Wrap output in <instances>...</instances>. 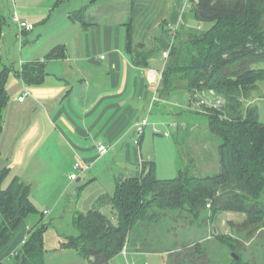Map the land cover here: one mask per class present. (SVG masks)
<instances>
[{"label":"trees","instance_id":"obj_1","mask_svg":"<svg viewBox=\"0 0 264 264\" xmlns=\"http://www.w3.org/2000/svg\"><path fill=\"white\" fill-rule=\"evenodd\" d=\"M188 4L198 23L212 25L202 33L190 31L188 41L182 39L181 30L175 31L160 95L189 92L190 107L185 111L177 109L181 111L177 116L193 113L206 119L211 135L220 140L219 172L193 175L191 164L183 163V157L188 155L176 133L180 155L176 178L160 180L155 163H144L140 177L117 184L110 200L118 215L117 224L95 208L74 218L76 234L60 235V249L74 250L91 264H109L132 247L149 250L148 230H155L162 221L161 211L154 210L153 205L174 212L188 207L196 219L202 217L207 206L215 213L244 214L246 220L241 227L248 238H254L264 228V123L259 121L256 107H245L264 78V68H254V64L264 65V0H188ZM75 18L82 22L83 10ZM129 38V49L134 53L131 32ZM59 50L53 49L43 62L25 64L20 77L28 84L39 82L41 78L33 75L42 72ZM8 75V70L0 74V136L9 103ZM212 90L223 98L224 106L193 110L196 97ZM10 174L11 169L0 168V264H46L45 233L51 224L44 222L46 213L32 202L30 185L15 176L7 188L3 187ZM19 234L25 235L24 241L14 245ZM233 241H229L231 247ZM196 245L189 252H175L180 257L171 264H216L203 244ZM234 261L242 264V257Z\"/></svg>","mask_w":264,"mask_h":264},{"label":"crops","instance_id":"obj_2","mask_svg":"<svg viewBox=\"0 0 264 264\" xmlns=\"http://www.w3.org/2000/svg\"><path fill=\"white\" fill-rule=\"evenodd\" d=\"M170 1L129 0L127 6L130 12L126 22H109L107 19L95 21V15L87 19L84 11L88 5L83 8L81 22L75 18L80 11L75 10V6L63 14L66 22L62 19L53 23L54 13L61 7L62 0H0V52L15 41L16 52L13 56L18 63L17 69L8 67L0 53V74L8 70V80L10 74L15 78L17 76L25 89L29 90L24 92L22 89L11 100L10 89L6 85L9 103L4 131L0 136V162L4 164L0 168H8L12 172L16 163L28 167L34 154L39 156L36 162L39 170H54L60 176L68 168H80L84 172V179H79V185L69 188L70 194L75 193L78 203L89 187L97 182L101 175L99 170L122 162L112 190H102L99 199L87 212L98 208L103 213L102 206H99L102 198L112 206L110 200L117 184L127 178L140 177L143 164L153 162L150 155L142 153L145 129L140 135L138 125L144 120L148 121L151 114L169 110L175 117V134L179 131V125L188 127L185 124L187 117L183 113L177 116L181 112L177 109L185 111L187 108L174 105L172 98L189 92L181 91L162 97L163 77L151 73V70H156L154 65L157 59L163 58L167 63L164 54L171 47L175 31L186 29L183 25H176L175 28L174 24L182 22L180 19L186 10L183 3L188 0ZM15 15L30 28L22 31L13 20ZM184 18L187 20V15ZM68 20H71V25ZM130 32L134 53L129 49ZM58 47V56L48 61L42 72L33 75L41 80L25 83L20 77L24 65L43 62ZM12 69H16L14 73ZM25 93L29 95L20 102ZM195 140L191 143L193 153L197 155ZM100 145L109 148L107 154H100ZM175 148L178 176L180 155L176 143ZM183 161L186 162L185 166L190 164ZM205 161L208 162L203 160L198 171L211 168ZM86 166L89 168L85 169ZM80 213L85 214L77 208L75 215ZM24 237L19 234L14 239V245L23 242ZM59 238L58 248L62 240V237ZM57 247L53 250L56 257L75 255L77 261L81 259L80 264H91L74 250L64 249L57 253ZM127 253L150 254L151 251L144 252L132 247L126 250V254L118 255L123 262Z\"/></svg>","mask_w":264,"mask_h":264},{"label":"rangeland","instance_id":"obj_3","mask_svg":"<svg viewBox=\"0 0 264 264\" xmlns=\"http://www.w3.org/2000/svg\"><path fill=\"white\" fill-rule=\"evenodd\" d=\"M170 2L173 1L171 0ZM128 3L129 0H62L60 4L61 7L54 13L53 23L62 20L63 14L73 9L72 7L76 6L75 10H83L85 5H88L86 11H84V16L87 19H91L92 16L95 15L97 16L94 18L95 21L107 19L109 22H126L130 12L127 6ZM183 4L186 6V10L183 11L182 18L180 19L182 22H176L178 24L175 23L174 27L176 28V25H183L186 27V29L181 30V32H183L182 39L188 41L192 37L190 31L202 33L209 29L212 24L198 23L192 16L191 5H189L187 1H184ZM185 15L188 17L187 20L184 18ZM68 21V24L71 25V20ZM63 22L66 21L63 19ZM15 46L16 42L14 41V43L7 45L6 49L0 53L3 57L2 60L4 62L7 61L8 67L17 69L18 63L13 56L16 52ZM152 65H154V62ZM154 67L156 70L163 73L166 67V61L163 58L157 59ZM261 67L264 68V65L254 64V68ZM15 70L12 69L11 72L14 73ZM21 81L19 77L16 76L15 78L10 74L7 85L10 89L11 100L14 96L17 97L19 91L22 89L24 92L29 91L25 89V85H23ZM172 103L182 108L189 109L190 94L184 93L174 96V98H172ZM248 106L257 108L258 119L260 122L264 123V78L259 81L258 89L253 97L245 102V107L247 108ZM191 114L187 115V113H185L188 118L185 124L188 127L179 129L177 136V139H180L182 142V150H186L188 155L184 156L185 159L183 160L188 161L187 159H189L188 162L191 164L189 167L192 168L193 175L202 176L216 174L220 169L218 156L220 140L218 137L211 135L208 123L203 116ZM148 121L145 128V141L141 145L142 153L145 156L150 155L152 157L150 160L156 165L157 178H174L177 176V152L174 143L176 139L173 138L176 130L173 126L175 117L173 113L166 110V112L151 114ZM166 133H168L169 136H165L164 134ZM194 138L196 139L194 144L195 149H198L197 155L193 153L192 149L191 142H194ZM5 140L6 139H3V141ZM202 148L204 150L201 151ZM199 153L201 156H199ZM32 157V162L29 163L28 167L22 163L13 165V171L4 182L3 187L7 188L9 186L15 174L19 175L24 183L30 185V197L37 209L41 213L45 211L50 212L44 214V222L51 224V227L45 233V247L47 249L46 264H80L79 262L81 259L77 261L76 258L78 257L75 255L56 257L54 255L55 251L53 250L59 245V237H61V234L74 235L77 233L74 224V218L77 216L75 215L77 208L85 213L93 207L95 200H98V196L103 192L102 190L107 192L109 188H111L115 175L118 174V168L122 165V162H117L115 160L117 163H112L108 167L99 170V174L101 175H99L97 182L89 187L90 189L83 194L82 198L77 203L75 201V193L73 195L70 194L71 191L69 188L79 185L80 182L78 180L84 179L82 175L84 172H82L80 168L74 170L68 168L67 170L65 169L66 171H62L59 176L54 170L47 171V169H37L36 162L39 156L34 154ZM119 159L121 158L119 157ZM203 160H208V162L205 161V163L209 164L212 170H210L211 168L209 167V170L204 169V171H202V168L198 171ZM183 163L186 164L184 161ZM183 163H181L182 166H184ZM0 167H4V164L1 162ZM133 168L136 170L135 165ZM72 173L76 178L74 181L70 177ZM67 193L68 195H66ZM262 203L264 204V195L262 197ZM99 206H102L103 213L113 224L118 223V215L113 206L107 205V200L103 199ZM153 206L152 208H154V210L161 211L160 216L162 217V221L156 225L157 228L155 230H148V234L150 235L146 237L148 238L147 244L151 253H127L125 262L122 261L121 256H117L114 258L115 261L109 264L177 263L175 260L179 259L180 256H176L177 253L175 252H189L188 250L190 248H195L197 243L203 244L206 249H208L209 257L216 264H235L233 253L242 257V264H264V228H261L259 232L254 235V238H248L247 232L245 233L244 228L241 227L246 220L244 214L235 212L215 213L210 206H207L202 217L196 219L189 212V209H187L188 207L174 212L169 209H160L156 207V205ZM161 224H163V227H160ZM230 240H234L232 242L233 247H231L229 243ZM173 246H176V248H173ZM62 250L64 249H60L59 247L57 253ZM206 258L208 259V257ZM86 264H88V262Z\"/></svg>","mask_w":264,"mask_h":264},{"label":"built area","instance_id":"obj_4","mask_svg":"<svg viewBox=\"0 0 264 264\" xmlns=\"http://www.w3.org/2000/svg\"><path fill=\"white\" fill-rule=\"evenodd\" d=\"M13 20H14L16 23L19 24L20 29H21L22 31L27 30V29L30 28V27L28 26L27 23H24L23 21H21V19L19 18L18 15H15L14 18H13ZM170 51H171V50L169 49V50L166 51L165 54H164V57L166 58V60L169 59ZM151 73H153V74H159L160 76L163 77V73L160 74L157 70H151ZM27 95H29V93H25V95L22 96V97L19 99V101H20V102L24 101V99H25V97H26ZM224 104H225V101L223 100V98H221L220 96H217V95L214 93V91H210V93L207 94V95H204V96H202V97H196V100L193 101V105H192V107H193V110H195V111H200V110H201L202 108H204V107H205V108H215V109H220V108H222V107L224 106ZM146 125H147V120H144L142 123H140V124L138 125V132H139L140 135L143 134ZM174 128H176V126H175ZM165 135L168 136L169 134L166 133ZM98 149H99V152H100L101 155H105V154H107L108 151H109V148H108L107 146H105V145H100V146L98 147ZM88 168H89V167L86 166V169H88ZM71 179L74 180V179H76V178H75L74 175H72V176H71ZM45 213H47V212H45ZM122 253H123V254H126V249H125Z\"/></svg>","mask_w":264,"mask_h":264},{"label":"water","instance_id":"obj_5","mask_svg":"<svg viewBox=\"0 0 264 264\" xmlns=\"http://www.w3.org/2000/svg\"><path fill=\"white\" fill-rule=\"evenodd\" d=\"M233 257H234L236 260H238V259H239V256H238V255H236L235 253H233Z\"/></svg>","mask_w":264,"mask_h":264}]
</instances>
